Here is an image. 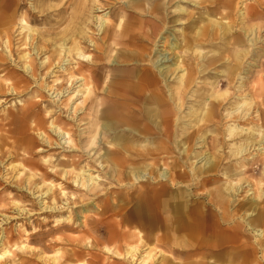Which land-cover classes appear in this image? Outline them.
Segmentation results:
<instances>
[{
	"label": "bare ground",
	"instance_id": "1",
	"mask_svg": "<svg viewBox=\"0 0 264 264\" xmlns=\"http://www.w3.org/2000/svg\"><path fill=\"white\" fill-rule=\"evenodd\" d=\"M48 1L50 0H34L33 4L27 7L26 0H0V44L4 39L3 52L5 58H8L7 66H4L5 75L8 79L11 77V82L7 85L0 80V93L3 90H7L9 94L30 91L39 95L37 102H40L39 92L42 89L47 92L54 109L46 110L44 116L51 118L47 123L48 129L57 140H52L42 131L43 119L38 120L36 127L41 131L40 139L49 148H66L67 152H79L72 144L70 132L57 124L60 119L58 115L53 118V114L56 108L59 111L66 109L68 117L71 114L70 119H74L72 114L76 110L73 106L75 100L78 97L86 99L90 92V84L86 83L85 77L74 75L82 72V66L78 65L77 61L91 62V56L85 52V45L101 49V44H97L98 40L93 38L95 34L89 31L90 26H93L98 36L99 32L104 31V67L108 66L105 62L107 49L111 45H119L124 51L118 52L116 59L109 62L112 66L126 68L128 75L123 77L118 73L104 76V112L101 110L99 116L104 121L102 120L98 130L99 134L104 135V152L96 159H91L95 138V135H92L76 159L66 158L52 164V158H43V162L49 165L48 170L40 174V182L35 183L32 189L28 187V182V186L23 184L24 190L34 198H40L42 212L58 214L69 212L76 202L77 196L67 190L66 183L74 190L83 191L78 200L87 197L98 199L103 195L104 203L101 202V205L87 202L82 204L83 208H79L82 213H86L90 211L87 204L96 206L99 208L97 214L104 215L115 225L112 231L105 227L104 235L108 234V240L112 241L119 236L118 228L122 226H131L134 231L131 235L135 236L138 242H143V238L165 239L172 230L179 234L182 229L186 233V251L189 253L195 245L199 246V243H194L192 235L195 229L198 232L204 230L200 218L206 216L203 211L199 212L198 207L188 205L187 199L184 201L185 179L189 178L192 186L200 176L206 175V179H209L211 173L215 175L226 164L220 172L226 179L227 192L222 189L217 191L221 204L216 209L223 213L221 221L232 220L225 225L232 230L233 236H225L223 232L220 236L218 229L214 227L215 224L212 226L208 223L216 230L211 232V240L228 243L230 246L228 255L215 253L217 262L214 264L251 263L249 252H256V246L264 243V167L259 177L253 180L257 191L250 193L253 197L239 205L240 213L236 216L252 233L253 244L242 243L240 237L235 234L241 224L236 222L232 218V212L225 208V204L229 202H225V196H236V193L242 190V184L250 182L244 175L250 171L249 164L251 165L250 161L254 155H258L257 162L264 165V130L257 123H253L254 118H250L249 110L253 99L244 93L248 68L244 66L243 61L247 57L257 55L253 47L260 38H249L255 33V29L252 26L246 28L245 24L264 17L260 14V9L264 8L260 7L261 3L253 0V4L246 6L241 12L236 7L237 0H190L192 10L181 6L186 0H61L59 4H48ZM185 4L190 5L188 2ZM105 5L113 8L109 15H95L96 12L101 13L107 9L104 8ZM195 9L200 12L194 13ZM126 12L128 14H124ZM30 23L42 24L43 27L32 28ZM170 26L180 27L171 33L167 31ZM16 31L17 35H14ZM177 33L181 34L180 39L177 38ZM15 40L17 43H14ZM29 47L32 52L26 51ZM128 47L133 49L129 50ZM205 48L208 50L204 51ZM176 52L179 54H175ZM42 53L46 54L45 61L38 64L34 56ZM172 53L173 56L169 57ZM15 55L20 62H24L23 74H17L15 66L10 64L15 62ZM172 59H175L173 63ZM3 60L4 57L0 55V66L4 65ZM186 62L191 64H186L187 67L184 68ZM56 68L59 70L57 72L68 75L67 87L61 84L58 77H55L51 84L40 85L36 77L41 74L52 75ZM176 71L182 73L177 76V86L173 91L166 81ZM195 74H201L200 76L208 80L207 84L201 86V91L190 88ZM218 74H221L220 78ZM78 81L80 83L74 87ZM235 83H238L237 86ZM222 86H225V91L220 93L216 89ZM231 89L234 94L237 93L238 101L233 107L226 109L223 118L227 123L226 128L219 131L217 124L222 119H219L218 109L228 96L233 95ZM186 97L192 98V101L187 111L181 115L179 110ZM31 106L35 107L36 104L23 106L14 116L2 115L4 125L8 126L15 120L28 118L32 111ZM182 118L187 120L180 121ZM260 119L262 121V117L258 118ZM207 126L209 129L206 130ZM209 133L210 137L213 136L209 137L207 142ZM178 134L177 142L175 139ZM173 145L177 146V151H174ZM27 146L26 149H29V145ZM202 147L206 148L205 151H195ZM251 147L257 151L256 154L249 152ZM211 149H215V156L206 151ZM200 158L204 161L202 166L192 167L191 174L183 171V168L182 171L175 172L186 161H191L192 166ZM81 162H84L83 165ZM94 163L99 168L104 167L106 171L104 189L101 188V176L92 168ZM56 165L62 166V169ZM50 175H58L64 183L47 181ZM33 176H27L26 180ZM43 185H46L45 191L41 189ZM112 188L118 192L112 191ZM55 191L64 198L62 204L58 205L55 201ZM45 198H51V206L42 200ZM17 202H14L16 207L19 205ZM18 212L21 215L26 210L18 208ZM115 217L119 218L114 220ZM249 217L253 218L247 220ZM72 219L73 216L68 214L56 218L55 223H69ZM173 223L177 225V229L172 228ZM95 224L100 228L97 222ZM104 225L109 224L104 222ZM97 226L93 230L98 231ZM60 229L55 228V231ZM250 245H254L255 251L249 250ZM126 252L134 264H150L154 261L155 264L157 257L164 253L162 250L141 253L135 246H129ZM116 253L121 256L118 251ZM1 256L8 257L11 262L16 261L14 254L8 249L0 251Z\"/></svg>",
	"mask_w": 264,
	"mask_h": 264
},
{
	"label": "rangeland",
	"instance_id": "2",
	"mask_svg": "<svg viewBox=\"0 0 264 264\" xmlns=\"http://www.w3.org/2000/svg\"><path fill=\"white\" fill-rule=\"evenodd\" d=\"M33 1L34 0H26V6H31L33 4ZM122 1L123 0H119V2ZM237 1L238 5L236 7H238L241 12L244 11V8L246 6L253 4V0ZM258 1L261 3L260 7H264V5H262L264 4V0ZM60 2L61 0H50L47 3L59 4ZM185 2H188L189 4L192 3L190 2V0H186L184 1V3H181V6L186 8L187 10H192V4L187 5L185 4ZM172 3L170 5H172ZM109 7L111 6L105 5L104 8L107 9H104L101 13L96 12L95 15H109V13L113 10V8ZM260 10V14L264 16V8ZM197 11L200 12L196 9L193 12L195 13ZM124 14L128 13L126 12ZM111 20L115 21V19L112 18ZM30 26L32 28L43 27L42 24L36 23H30ZM246 26H252L255 29V33L250 35L249 38L259 37L260 39L257 40L256 44L253 47L254 51L257 52V55H252L243 60L244 66L248 68V73L245 79L246 89L244 93L248 94L247 97L253 99V105H251L249 110V113H251L250 118H254L253 123H257V125L261 126V129L264 130V17L253 20L251 22H247L245 24V27ZM62 27L63 25L60 27V29ZM179 27L180 26H170L167 31L173 33V30L178 29ZM18 31H16L14 35H17ZM89 31L95 34L93 35V38H96L98 40L97 44H101V49L89 46V44L88 46L85 45V52L91 56V62H88V64L86 62L77 61L78 65L82 66V72L74 73V75H81L85 77L86 83L90 84V92L87 95L86 99H84L83 97H78L77 100H75L73 106L76 108V110L75 113L72 114V117L74 119H70L71 114H69L68 117L66 109L59 111L57 108L54 110L55 114H53V118L57 117L58 115L60 120L57 121V124L70 132V134L72 135V144H74L76 148L75 150L79 152H81V148L84 147L83 145L85 144L87 139H89V137H91L92 135H95L92 144L94 150H92L90 154L92 156L91 159L94 160L99 154H102L104 152V135L98 133L100 124L104 121L103 118H99L101 110H103L104 112V76H113L114 74L119 73L123 77H126L128 74L126 68L112 66L109 62V60L111 61L113 59H116L117 54L124 51V48L122 49L119 45H111L107 49L108 59H105V62L108 66L104 67V52H102L104 50V31L99 32V36L96 35L97 32L95 31L93 26H90ZM99 38H102V40ZM177 38L180 39L181 34H179ZM3 42L4 39L0 44V55L1 57H4V60L2 62L4 63V65L1 64L0 66V80L2 79L1 82L4 83V85H7L9 82H11V77H9L8 79L5 75L6 69H4V66H7L6 64L8 62V58H5V53L3 52ZM14 43H17V40H15ZM116 49H118L119 51ZM127 49L132 50L133 48L128 47ZM28 50L31 51V48L29 47L28 49H26V51ZM207 50V48L204 49V51ZM175 54H179V52H176ZM45 55L46 54L43 53L35 55L34 58H37H35V62L39 64L41 61H45ZM40 56H42V59L40 58ZM172 56L173 53L170 54L169 57ZM13 59H15V62H10V64L12 63V65L15 66L17 74H23L24 72L22 66L24 65V62H20L18 58H16V55L13 57ZM174 61L175 59H172L171 63H173ZM195 62H197V60ZM186 64H191V62H186L184 64V68L187 67ZM54 71L57 72L59 70L56 68ZM87 71L89 73H87ZM56 72L49 76H45L43 74L38 75L36 78L37 81L41 84H37L45 86L47 84H51L52 80L55 77H58L61 84L64 85V87H67L68 75H66L65 73ZM213 72L216 73V71ZM181 73V71L174 72V75H170L167 79L168 81H166L168 86H170L173 91L177 86L175 85V82H177V76H179V74ZM200 75L201 74L194 75L193 83L190 85L191 90L200 89L201 91L203 89L201 86L207 84L208 80ZM219 75L221 74H218V77L220 78L221 76ZM79 83V81L75 83L74 87H76ZM237 84L238 83H235L236 86ZM216 90L222 93L225 91V86H222L221 88L219 87V89ZM231 92L233 93V89H231ZM39 93L41 95L40 102H37V98H39V95L30 91L27 93L22 92L20 94H9L7 90H3L0 93V140L2 142L0 144V148L2 150V152L0 153V251H2L3 249L10 250L14 254V259L16 260L15 262H11L12 260L8 259V257L1 256L0 264H134L126 252L129 246H135L141 251V253H151V251L162 250L164 253L162 256L157 257L155 264H184V260L188 253L186 251V248H183V250L181 249V239H183L181 238V234L176 235V233L170 232V235H168L165 239L157 240L156 238H143V242H138L139 240L135 236L131 235L134 232L131 229V226H122L118 228L120 232L119 236L115 237V239H112V241L111 239L108 240V234L104 235V231L106 228L112 231L113 229H115V225L110 223L108 218L104 217V215L97 214V210L99 208H96V206L87 204V208L90 211L86 213H82L83 211H81L79 208L80 206H82V204L85 205L84 203L87 202H92L93 205L98 204L97 206L101 205V202L104 203L103 195L98 199L87 197L78 200V197H82L83 191L74 190L68 183H66V186L68 187L67 190L77 196L75 205L73 204V207L69 210V212L63 211L62 213L58 214L45 211L42 212L40 210V198L36 199L27 191H25V188H23V184L25 186V184L27 185L28 182L29 186H27L32 189V187H35V183L40 182V174L47 171L49 168V165H47L46 162H43V158H52L51 163L57 164L58 161L65 160L66 158L76 159L80 153L76 151L67 152L66 148H49L40 139L39 133L41 131L37 129L36 124L38 120L41 121L42 119V122L44 123L42 131L48 134L52 140H57V137H55V135L48 129L47 123L48 121H51V118L44 116L46 110L54 109V105H52L51 98H49V95L46 94L47 92L44 89H42V91H40ZM227 98L226 101L223 102V105L218 109L219 119H222L220 120V123L218 122L217 124L219 131L225 130L227 123L225 119H223L225 117L224 114L227 108L233 107L234 104L238 101V95L237 93H233V95H230ZM62 100H64L63 102L65 103V99L62 98ZM191 101L192 98H184V105L182 106L181 110H179L180 113L182 112L181 115H183V113L187 111V107ZM31 103L36 104V106H31L32 111L28 118L24 120H15L12 123L8 124V126L4 125L5 122L1 119L2 115H17L19 113V109L22 110L23 106L26 107L28 105H31ZM258 115L259 117H262V121L261 119L258 120ZM186 120L187 118H182L180 121L185 122ZM250 126L251 125H249V127ZM207 129H209L208 126L206 127V130ZM79 134H82V136H79ZM210 135L211 134L209 133L207 142H209L210 138H212L213 136L212 135L210 137ZM79 138L81 139L79 140ZM175 140L177 142L179 141V134L176 135ZM95 142L96 144L94 145ZM27 145H29V149H26L28 147ZM173 146L174 151H177V146ZM205 149L206 148L202 147L200 149H195V151H205ZM206 151L210 155L215 156V149ZM226 151L227 149H225V152ZM249 152H251V154L257 153V151H255L253 147L250 148ZM93 153H95V155H92ZM257 160H259V156L254 155V158L250 161V167L248 166L250 171L246 175H244L250 182H246L247 184H242V190H239V192L236 193V196L232 198L225 196V202L229 200V202H227V205L225 204V208L229 210V212H232V214L234 215L232 218L236 222L241 224V227L235 230V234L240 237L242 243L246 242L247 244L250 242L253 244L254 238L252 237V233H250V231L246 228L245 223L238 219L236 216L238 215V213H240L239 207L241 206V204L253 197V194L250 193H255L257 191V189H255L256 186L254 185L253 180L259 177L262 167H264V165L257 162ZM190 162L191 161H186L185 164L181 168L176 169L175 172L179 170L182 171L183 168V171L191 174V168H199L200 166H202V163L204 161L201 160V158L197 159V162L195 161L193 163L194 165L192 166H190ZM83 163L84 162H81V165H83ZM56 166L58 167L60 165ZM226 166V164L223 165V168L220 169L218 173L215 174L214 172L215 175L211 173L209 179H206V175H202L193 182L194 185L192 186L190 185L191 181L188 180L189 178L185 179L186 184H183V196L185 197L184 201L185 199H187L188 205L198 207L199 212L203 211L204 215L208 217V221H219L220 226H222L223 228H227V226L225 225L226 222L232 221H221V216H223V213L220 209H216L221 204V197L217 191L219 189H222L224 192H227V182H225L226 179L221 174ZM59 168L62 169V166H60ZM92 168L94 171H96L97 174L101 176V188L104 189V176L106 175L104 167L99 168V166L94 163ZM32 174L34 175L33 178L31 177L29 179L30 181H27L26 177ZM50 177L49 179H47V181H51L52 183H64L61 181V178L58 175H50ZM30 182L31 184H29ZM41 189L45 191L46 185H43ZM247 190L249 191L246 193ZM112 191L118 192L114 188H112ZM54 195L55 201L58 205L62 204L65 201L64 198L59 196L57 191H55ZM14 200L18 201L17 203L20 206L18 205V207H16L14 204ZM42 200L49 206L52 205L51 198H45ZM69 202L71 204V201ZM83 207L84 206H82L81 208ZM18 208L25 209L27 213L24 212V214L19 215ZM68 214H71V216H73L71 222L55 223L56 218L62 216L65 217ZM84 215L85 218H83ZM118 218L119 217H115L114 220H117ZM252 218L253 217H249L247 220H251ZM95 222L98 223L100 228L95 224ZM104 222H107V224L109 225H104ZM63 226H68L69 228H64ZM96 226L99 228L98 231L93 230L96 229ZM55 228L61 229L60 231H55ZM228 230L232 231L230 230V228ZM156 237H158V235H156ZM254 245L249 246L250 251L256 250V252H249V256L251 258L250 262H252L248 264H264V251H262V249H264V243H262L259 247L256 246L255 250L253 249ZM192 250L190 252H192ZM117 251L121 256L116 253ZM163 256H166V260H164ZM154 262L150 264H154Z\"/></svg>",
	"mask_w": 264,
	"mask_h": 264
},
{
	"label": "crops",
	"instance_id": "3",
	"mask_svg": "<svg viewBox=\"0 0 264 264\" xmlns=\"http://www.w3.org/2000/svg\"><path fill=\"white\" fill-rule=\"evenodd\" d=\"M205 217H201L200 218V222L202 223V226H203V228H204V230L202 229V230H200L199 232L197 231V229H195L194 230V232H193V237H194V239H193V241H194V243L195 242H197V243H199V246H197V245H195L194 246V248H193V250H192V248H191V250H192V252H189L188 253V255H186V258H185V260H184V264H187L188 262H193L194 264H210V263H205V262H211V264H214V262H217L215 259V257H217L216 256V254L215 253H217V254H219L218 252H222V253H226V255H228V250L230 249L229 247L230 246H228V243L226 244V243H219V242H216L215 240L214 241H212L211 239V236H210V234L212 235V233H213V231H216L215 229H214V227L215 228H217L218 229V234L220 235V236H222V232L224 233V235L225 236H233L232 234H233V232L232 231H229L228 229L229 228H223V227H220L219 226V221H205L204 222V220L205 219H208V217H206L205 219H204ZM176 224H177V221L175 222ZM212 224V226H213V223L215 224V226L214 227H210V225L209 224ZM216 225H218V226H216ZM171 226H172V228H175V229H177V225L175 226V224L173 223V225L171 224ZM208 228H207V227ZM180 233L179 234H181V238H183V239H181L182 240V247H181V249L182 248H186V233H184L183 231H182V229H180V231H179ZM183 232V233H182ZM212 232V233H211ZM232 232V233H231ZM171 233H174L173 232V230H172V232ZM178 234V232H176V235ZM183 234V235H182ZM183 236V237H182ZM205 238V239H204ZM201 243H203V244H201ZM204 243H205V245H204ZM231 243V242H230ZM212 244H214V245H212ZM184 245V246H183ZM203 247H202V246ZM204 246H205V248H204ZM201 247V248H200ZM217 247V248H216ZM214 248V249H213ZM202 249V250H201ZM203 251V252H202ZM188 256V257H187ZM195 256V257H194ZM207 256V257H206ZM204 257H206V258H204ZM165 259L164 260H166V257H164ZM187 260V261H186ZM189 260H191V261H189ZM198 260H200V261H198ZM203 260H205V262L203 261ZM187 262V263H186ZM200 262V263H199ZM202 262V263H201Z\"/></svg>",
	"mask_w": 264,
	"mask_h": 264
}]
</instances>
